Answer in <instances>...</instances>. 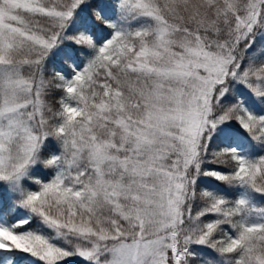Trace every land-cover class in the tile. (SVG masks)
<instances>
[{
	"label": "snow or ice",
	"instance_id": "6c2138e0",
	"mask_svg": "<svg viewBox=\"0 0 264 264\" xmlns=\"http://www.w3.org/2000/svg\"><path fill=\"white\" fill-rule=\"evenodd\" d=\"M0 264H264V0H0Z\"/></svg>",
	"mask_w": 264,
	"mask_h": 264
}]
</instances>
